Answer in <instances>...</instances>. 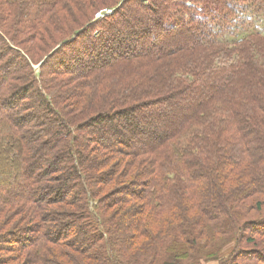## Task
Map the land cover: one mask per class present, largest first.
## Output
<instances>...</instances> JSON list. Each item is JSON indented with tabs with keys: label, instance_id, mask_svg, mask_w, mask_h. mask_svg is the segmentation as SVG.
Returning <instances> with one entry per match:
<instances>
[{
	"label": "trees",
	"instance_id": "trees-1",
	"mask_svg": "<svg viewBox=\"0 0 264 264\" xmlns=\"http://www.w3.org/2000/svg\"><path fill=\"white\" fill-rule=\"evenodd\" d=\"M263 14L0 0V264L264 258Z\"/></svg>",
	"mask_w": 264,
	"mask_h": 264
},
{
	"label": "rangeland",
	"instance_id": "rangeland-1",
	"mask_svg": "<svg viewBox=\"0 0 264 264\" xmlns=\"http://www.w3.org/2000/svg\"><path fill=\"white\" fill-rule=\"evenodd\" d=\"M117 8V7H116ZM112 9V7H109L108 9H103L102 11H100L98 14H97V16L98 15H100V13H102L103 14V16H105V15H111L113 12H114V10H111ZM105 11H107L106 13H104ZM253 16L255 17L256 16V14H254L253 13ZM245 23H246V21H245ZM255 24H256V29H261V30H264V14L263 15H261L256 21H255ZM241 29H243L242 27H241ZM105 128V131L107 130V132H109V130H108V127H104ZM98 129V128H97ZM127 129L126 128H121V129H119V131L122 133V135H123V137L122 138H125V136H127L129 133H127V135H125V133L127 132L126 131ZM139 186V185H138ZM252 218H254V216H252ZM194 226V225H193ZM229 228H231V226L229 227ZM250 232H252V231H250V230H248V231H246V235L248 234V233H250ZM196 232H195V228H194V231H193V234H192V236L195 234ZM25 235V234H24ZM24 235L19 239V241H21V243H23V242H25V240H24ZM208 235V234H207ZM196 237V236H195ZM209 237V236H208ZM17 239V238H16ZM16 239H13L14 241H16ZM169 239H171V238H169ZM193 239H194V236H193ZM13 241V242H14ZM18 242V241H17ZM19 244L17 243L16 244V246H18ZM246 247H249V248H247V249H245V251H248L249 249H251V248H253V247H251L250 245H246ZM229 248H227L226 249V251L228 250ZM260 249H263L262 247H261V244H260ZM213 249H212V246H210V251H212ZM217 250V249H216ZM215 250V251H216ZM262 252V255H263V257H264V251H261ZM241 254L243 257H242V259H240L241 260V262H240V264H264V258H262V257H245V256H248L247 255V252H246V254L244 253L243 254V250H238L237 248H234L233 249V251H232V255L231 256H229L233 261H235L236 260V256L235 255H237V254ZM199 253H193V255H192V258H190L189 259V261H192V264H198V262H199V260H201V256H199ZM248 258V260H246ZM195 261V262H194ZM223 263V261H221V260H214V261H210V262H205L204 264H222Z\"/></svg>",
	"mask_w": 264,
	"mask_h": 264
},
{
	"label": "built area",
	"instance_id": "built-area-1",
	"mask_svg": "<svg viewBox=\"0 0 264 264\" xmlns=\"http://www.w3.org/2000/svg\"><path fill=\"white\" fill-rule=\"evenodd\" d=\"M107 11H105L104 13H106ZM104 16H103V14L102 13H100V15H98L97 16V18H103Z\"/></svg>",
	"mask_w": 264,
	"mask_h": 264
}]
</instances>
